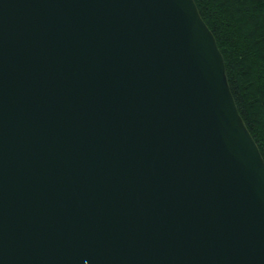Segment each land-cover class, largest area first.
I'll return each mask as SVG.
<instances>
[{
  "label": "water",
  "instance_id": "obj_1",
  "mask_svg": "<svg viewBox=\"0 0 264 264\" xmlns=\"http://www.w3.org/2000/svg\"><path fill=\"white\" fill-rule=\"evenodd\" d=\"M0 264H264V160L194 0H0Z\"/></svg>",
  "mask_w": 264,
  "mask_h": 264
},
{
  "label": "trees",
  "instance_id": "obj_2",
  "mask_svg": "<svg viewBox=\"0 0 264 264\" xmlns=\"http://www.w3.org/2000/svg\"><path fill=\"white\" fill-rule=\"evenodd\" d=\"M215 37L238 112L264 160V0H194Z\"/></svg>",
  "mask_w": 264,
  "mask_h": 264
}]
</instances>
